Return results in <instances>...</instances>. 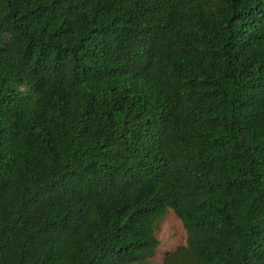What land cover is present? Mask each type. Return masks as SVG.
<instances>
[{
  "label": "trees",
  "instance_id": "16d2710c",
  "mask_svg": "<svg viewBox=\"0 0 264 264\" xmlns=\"http://www.w3.org/2000/svg\"><path fill=\"white\" fill-rule=\"evenodd\" d=\"M0 264H264V0H0Z\"/></svg>",
  "mask_w": 264,
  "mask_h": 264
},
{
  "label": "rangeland",
  "instance_id": "374dc122",
  "mask_svg": "<svg viewBox=\"0 0 264 264\" xmlns=\"http://www.w3.org/2000/svg\"><path fill=\"white\" fill-rule=\"evenodd\" d=\"M155 234L160 240V245L154 255V260L161 261L165 252L178 245L184 244L186 233L180 220L170 210H167L155 226Z\"/></svg>",
  "mask_w": 264,
  "mask_h": 264
}]
</instances>
